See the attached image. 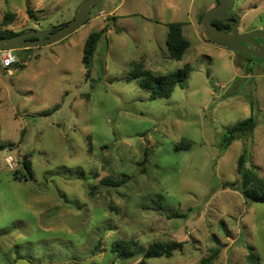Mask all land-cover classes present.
I'll list each match as a JSON object with an SVG mask.
<instances>
[{
    "label": "rangeland",
    "instance_id": "rangeland-1",
    "mask_svg": "<svg viewBox=\"0 0 264 264\" xmlns=\"http://www.w3.org/2000/svg\"><path fill=\"white\" fill-rule=\"evenodd\" d=\"M82 1L0 0V31L54 28ZM215 4L104 0L66 38L13 49L16 61L0 66V264H200L213 249L209 264H248L250 246L264 264V202L244 199L236 173L246 145V166L264 178V63L204 38L199 16ZM229 13L239 33L264 32V0H234ZM169 22L189 41L180 60L167 50ZM105 26L85 79L83 44ZM185 63L188 76L166 98L128 79L135 65L163 75ZM251 115L252 133L221 150L224 131ZM105 177L126 182L103 186ZM115 239L142 253L183 245L170 257L119 259Z\"/></svg>",
    "mask_w": 264,
    "mask_h": 264
},
{
    "label": "trees",
    "instance_id": "trees-1",
    "mask_svg": "<svg viewBox=\"0 0 264 264\" xmlns=\"http://www.w3.org/2000/svg\"><path fill=\"white\" fill-rule=\"evenodd\" d=\"M218 0H216V3ZM27 12L31 13L29 9ZM202 14L199 16V20L202 17ZM12 17L11 13L5 14V20L9 21V18ZM214 25L218 28L224 29L228 31L230 26L228 24L223 23L221 20H213ZM65 23L59 24L54 27V29ZM166 30V38L165 43L167 46V50L169 56L173 59L180 60L184 53L189 48V41L182 33V23L181 22H169L167 23ZM107 27L105 26L99 31H92L88 34L83 44L82 49V58L81 62L85 68L84 78L87 79L90 75L91 64L93 61V57L97 48L99 41L104 38ZM21 33V32H20ZM18 33H14L12 31H0V38L7 37L11 35H15ZM223 46V45H222ZM225 47V46H224ZM30 48V47H28ZM239 53V52H238ZM246 56L249 60H259L264 63V60L248 56L246 54L241 53ZM135 69L130 73L128 79H137L138 84L141 88L147 90L149 98L157 99L163 97H169L173 92L174 88L177 85H181V82L186 79L188 73L190 71V65L185 63L183 67L178 68L175 71L163 74L156 75L152 71L148 69H144L142 66H136ZM252 114V113H251ZM256 125V121L254 117L251 115L248 118L234 124L232 127L228 128L222 134V138L220 141L221 150L227 149V147L237 138L246 137L252 133L254 127ZM12 144L8 146L11 148ZM4 147V144L0 142V150ZM176 148H188V143L182 144L178 143ZM146 159L144 155L143 160ZM248 161V148L246 145H243L241 153L239 154L236 161V173L238 176V184L239 189L244 197V199L248 202H264V178L258 176L257 172L254 169L248 168L246 163ZM22 169H23V179L25 181L31 180L32 170H31V162L27 156L23 158L21 161ZM17 172H14L13 178L16 179ZM16 177V178H15ZM126 180L121 178H102L100 180L101 185L109 186V187H119L122 186ZM158 205L159 202H156ZM161 207V206H159ZM137 243L132 239H115L112 241L110 246L111 252L115 253V255L119 259H127L132 256L138 255L142 253V249L136 246ZM182 242L171 241V242H153L149 244L144 251L143 256L145 258H155V257H170L174 251L180 250L182 247ZM218 253V249L211 250V253L203 258L200 264H209L213 261L215 256ZM246 261L248 264H259V258L254 252V248L252 246L249 247V251L246 255Z\"/></svg>",
    "mask_w": 264,
    "mask_h": 264
},
{
    "label": "water",
    "instance_id": "water-1",
    "mask_svg": "<svg viewBox=\"0 0 264 264\" xmlns=\"http://www.w3.org/2000/svg\"><path fill=\"white\" fill-rule=\"evenodd\" d=\"M104 0H83L71 20L58 28L47 30H32L0 38V50L16 49L18 47H38L58 42L81 27L89 18L90 13ZM234 0H218L211 8L203 12L200 24L203 28V36L207 40L219 43L226 48L264 60V32L260 30L245 33L238 32L239 18L236 14L230 16L229 10ZM221 20L230 24V31L218 28L213 20ZM259 38L261 42H258ZM88 260L81 262H69L61 264H85ZM17 264H53L42 263L31 260L25 256L17 257Z\"/></svg>",
    "mask_w": 264,
    "mask_h": 264
},
{
    "label": "built area",
    "instance_id": "built-area-1",
    "mask_svg": "<svg viewBox=\"0 0 264 264\" xmlns=\"http://www.w3.org/2000/svg\"><path fill=\"white\" fill-rule=\"evenodd\" d=\"M13 49L0 50V66L9 68L15 61L16 56L13 53Z\"/></svg>",
    "mask_w": 264,
    "mask_h": 264
},
{
    "label": "flooded vegetation",
    "instance_id": "flooded-vegetation-1",
    "mask_svg": "<svg viewBox=\"0 0 264 264\" xmlns=\"http://www.w3.org/2000/svg\"><path fill=\"white\" fill-rule=\"evenodd\" d=\"M230 14V16H232L234 13H229ZM225 24H227V23H225ZM229 26H230V24H228ZM228 31H230V29L228 30ZM256 40L258 41V42H261V40L259 39V38H256Z\"/></svg>",
    "mask_w": 264,
    "mask_h": 264
}]
</instances>
